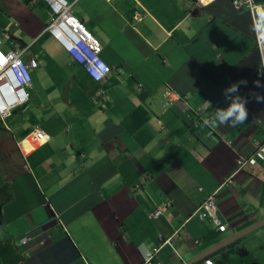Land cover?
Masks as SVG:
<instances>
[{
  "label": "crops",
  "instance_id": "0c3cea01",
  "mask_svg": "<svg viewBox=\"0 0 264 264\" xmlns=\"http://www.w3.org/2000/svg\"><path fill=\"white\" fill-rule=\"evenodd\" d=\"M64 1L101 46L110 74L100 84L46 32L42 0H0V50L37 62L28 102L0 128V264H141L173 230L176 255L165 246L156 258L186 264L261 222L264 160L241 169L236 162L264 142V102L250 95L264 96V44L256 47L253 32L264 8L235 12L231 0L203 7ZM239 79L247 80L239 89L248 96L246 120L215 123L214 110L227 103L221 90ZM167 92L181 102L166 105ZM35 129L48 137L42 146L28 140ZM216 190L222 234L207 219H188ZM251 237L238 245L244 264H264V227Z\"/></svg>",
  "mask_w": 264,
  "mask_h": 264
},
{
  "label": "built area",
  "instance_id": "2783aa9c",
  "mask_svg": "<svg viewBox=\"0 0 264 264\" xmlns=\"http://www.w3.org/2000/svg\"><path fill=\"white\" fill-rule=\"evenodd\" d=\"M49 9L51 20L46 28L52 39L65 51V53L82 68L86 76L94 83H102L108 76L109 67L100 58L101 47L99 43L84 29L82 24L72 17L70 6L63 0H42ZM231 7L234 11L239 12L248 10L251 14L257 9L254 7L252 0H231ZM135 20L140 19L137 13ZM254 36L256 45L259 47L264 42V22L254 24ZM37 63L30 58L23 61L20 54L9 51L3 53L0 50V120L3 121L9 116L14 108L20 107L27 102L26 87L29 86V71L34 70ZM264 71V61L262 62ZM100 93H97L99 95ZM167 103L170 100L179 102L180 97L171 93H165ZM199 109L196 113L199 114ZM206 123L207 120L205 119ZM211 132H208V136ZM36 141L44 142L45 136L37 131L34 135ZM264 159V143L255 144L252 153L247 157L237 160L236 165L241 168L245 165L252 166L256 160ZM225 184H229L227 180ZM223 186V185H222ZM140 185L135 186L138 189ZM167 204L164 205V208ZM163 208L156 209L150 214V218L155 219L161 215ZM198 217L199 219H207L211 222L217 233L225 231V225L221 224L217 217V190L213 191L200 206L189 216V219ZM179 240L177 231H174L170 238L163 240L161 246L167 245L173 250L172 242ZM173 242V243H174ZM21 245L28 243L27 238H23L19 242ZM196 244V242H193ZM153 250L152 253L144 255L141 264H161L157 261L156 256L159 248ZM201 264H212L210 260H205Z\"/></svg>",
  "mask_w": 264,
  "mask_h": 264
},
{
  "label": "clouds",
  "instance_id": "9594fccd",
  "mask_svg": "<svg viewBox=\"0 0 264 264\" xmlns=\"http://www.w3.org/2000/svg\"><path fill=\"white\" fill-rule=\"evenodd\" d=\"M64 1V0H63ZM213 1V0H212ZM196 2H197V4L199 5V6H201V7H203L204 5H206V4H204V3H202V1L201 0H196ZM208 3H209V1H208ZM252 3H253V5H254V7H256V8H259V10L261 9V8H264V4H255L254 2H253V0H252ZM67 4V3H66ZM68 5V4H67ZM70 6V5H69ZM48 8V7H47ZM246 11H248V10H246ZM256 11V10H255ZM255 11L252 13V14H254L255 13ZM236 12V11H235ZM240 12V11H239ZM249 12V11H248ZM72 15V14H71ZM72 17H74L73 15H72ZM134 17H135V15H134ZM75 18V17H74ZM76 19V18H75ZM78 20V19H77ZM79 21V20H78ZM80 22V21H79ZM81 23V22H80ZM260 23H263V22H260ZM82 24V23H81ZM254 24H259V23H254ZM254 24H253V32H254ZM48 26V25H47ZM83 26V25H82ZM47 28V27H46ZM85 29V28H84ZM86 30V29H85ZM87 31V30H86ZM47 32V31H46ZM88 32V31H87ZM89 33V32H88ZM49 34V33H48ZM90 34V33H89ZM50 35V34H49ZM91 35V34H90ZM92 36V35H91ZM93 37V36H92ZM52 38V37H51ZM94 38V37H93ZM95 39V38H94ZM53 40V39H52ZM96 40V39H95ZM54 41V40H53ZM97 41V40H96ZM254 41H255V36H254ZM55 42V41H54ZM98 42V41H97ZM56 43V42H55ZM57 44V43H56ZM264 44V42L258 47L257 45H256V42H255V45H256V47L257 48H261V46ZM58 45V44H57ZM100 45V44H99ZM59 46V45H58ZM101 47V46H100ZM62 49V48H61ZM63 50V49H62ZM64 51V50H63ZM9 52V51H8ZM13 52H15V51H13ZM65 52V51H64ZM3 53H6V52H3ZM17 53V52H16ZM18 54H20V53H18ZM69 57V56H68ZM20 58H21V54H20ZM70 58V57H69ZM22 59V58H21ZM71 59V58H70ZM23 60V59H22ZM29 60V59H28ZM35 60V59H34ZM24 61V60H23ZM36 61V60H35ZM72 61V60H71ZM264 61V59L262 60V62ZM25 62V61H24ZM73 62V61H72ZM262 62H261V68H262ZM37 63V62H36ZM75 63V62H74ZM76 64V63H75ZM37 68V67H36ZM35 70V69H34ZM109 70H110V68H109ZM31 71V70H30ZM30 71H29V78H30ZM262 71H263V68H262ZM109 74H110V72H109ZM108 74V75H109ZM262 73H260V72H258L257 73V75L258 76H260ZM31 81V80H30ZM92 81V80H91ZM93 82V81H92ZM94 83V82H93ZM95 84H100V83H95ZM253 84H254V86L255 87H257V88H260V87H262V85H261V82H260V80L259 79H257V80H254L253 81ZM29 85H30V83H29ZM245 85H247V80H245V79H239V80H237V81H235V82H232V83H229V84H227L222 90H221V95L223 96V98H224V100L225 101H227V103H226V105L223 107V108H216L215 110H214V112H213V116H212V120L215 122V123H219L220 125H224V126H227V127H236L237 125H239V124H241V123H243L245 120H246V118H247V110H246V107H245V105L248 103V96H244V95H241L240 94V92H239V89H240V87L241 86H245ZM29 86H27L26 87V89L28 88ZM25 89V90H26ZM172 93V92H171ZM26 94H27V96H28V93H27V91H26ZM250 95L252 96V98L254 99V101L255 102H257V103H261V102H264V96H262L260 93H257V92H251L250 93ZM180 97V96H179ZM181 97H180V99H179V102H177V103H180L181 102ZM27 102H28V99H27ZM26 102V103H27ZM25 103V104H26ZM24 104V105H25ZM24 105H22V106H24ZM22 106H20V107H22ZM20 107H17V108H20ZM17 108H14L13 110H11L10 111V113H9V116L6 118V119H4L3 121H1L0 120V128L2 127V129H5V130H7L8 128H7V125H6V120L11 116V113L14 111V110H16ZM194 113H195V111H194ZM206 123H204V125H205ZM37 131H39V132H41L40 130H38V129H35V130H33L32 131V133L30 134L31 135V137L28 139L29 140V142L30 143H36V144H38L39 146H42V145H44L47 141H48V137L43 133V132H41L44 136H45V140H44V142H40V141H36L35 139H34V135H35V133L37 132ZM209 132H211V131H209ZM208 133V132H207ZM208 136V135H207ZM23 142H25V141H22V142H20L21 143V145L23 144ZM264 142H261V143H255V144H263ZM254 144V145H255ZM21 147V146H20ZM253 149H254V146H253V148H252V151H253ZM252 151H251V153H252ZM250 153V154H251ZM249 154V155H250ZM247 157V156H246ZM264 160V159H263ZM262 160V161H263ZM256 161H259V160H256ZM255 161V162H256ZM255 164V163H254ZM245 166H248V165H245ZM245 166H243V167H245ZM253 166V165H252ZM242 168V167H241ZM241 168H239V169H241ZM238 169V170H239ZM229 181H230V179H228ZM227 181V180H226ZM225 183V182H224ZM137 185H141V183H139V184H137ZM136 185V186H137ZM135 188V187H134ZM133 188V189H134ZM135 190H137V189H135ZM218 192V191H217ZM156 210V209H155ZM154 212V211H153ZM152 212V213H153ZM161 215H162V212H161ZM160 215V216H161ZM159 216V217H160ZM158 217V218H159ZM152 219V218H151ZM155 219H157V218H155ZM188 219H189V217H188ZM210 222V221H209ZM211 223V222H210ZM224 225V224H223ZM181 228L183 227V224L180 226ZM215 229V228H214ZM225 230H226V228H225ZM174 231H177V230H173L172 232H171V234L168 236V237H166V238H160V240H159V243H158V245H157V247H155L153 250H155V249H157L158 247H160V245H161V242L163 241V240H166L167 238H170L171 236H172V234H173V232ZM178 232V231H177ZM225 232V231H224ZM223 232V233H224ZM217 233V232H216ZM219 234H222V233H219ZM232 237V236H231ZM228 238H230V237H225L223 240H221V241H224L225 239H228ZM244 238V237H243ZM242 238V239H243ZM23 239V238H22ZM239 240L238 241V243L239 244H237L235 247H237V248H241L240 246H238V245H240L241 243H242V241L243 240ZM179 240H180V238H179ZM179 240H177V241H173L172 242V244H173V250L169 247V246H167V245H164V246H161L160 248H159V251L163 248V247H168L169 249H170V251L173 253V254H175L176 255V253H175V245H176V243L179 241ZM220 241V242H221ZM20 242V241H19ZM28 242H29V239H28ZM193 242H196V244H197V241H192V243ZM236 243V242H235ZM20 244V243H19ZM28 244V243H27ZM26 244V245H27ZM194 244V243H193ZM196 244H194V245H196ZM21 245V244H20ZM26 245H22V246H26ZM40 245H42V242L40 243ZM153 250H151L150 252L149 251H147V252H145L143 255H142V260H143V258H144V255L145 254H147V253H152L153 252ZM159 251H158V253H159ZM230 253V250H229V247L228 248H226V249H224L221 253L222 254H224V255H226L227 253ZM158 255V254H157ZM231 255L232 256H237V255H235V254H232L231 253ZM247 256V255H246ZM245 256V257H246ZM219 256L218 255H212V256H209V257H207V258H204V259H201L200 261H198V262H196V263H194V264H201L203 261H205V260H210L211 262H212V264H216V258H218ZM238 257V256H237ZM157 259V258H156ZM158 261V260H157ZM159 262V261H158ZM86 263V262H85ZM142 263V262H141ZM180 264H185L184 262H182L181 260H180Z\"/></svg>",
  "mask_w": 264,
  "mask_h": 264
},
{
  "label": "water",
  "instance_id": "95a60500",
  "mask_svg": "<svg viewBox=\"0 0 264 264\" xmlns=\"http://www.w3.org/2000/svg\"><path fill=\"white\" fill-rule=\"evenodd\" d=\"M62 101H64L66 99V91L64 92V90L62 91ZM264 227V215H263V219L261 222L243 230L242 232L228 238L225 239L224 241L219 242L217 245H215L214 247H212L211 249L203 252L202 254H200L199 256H197L196 258H194L193 260H191L190 262L186 263V264H194L198 261H200L201 259L207 258L209 256L212 255H218L220 257V261L216 262V264H230V256L231 253H227L226 255L222 254L221 252L228 248L230 245L234 244L235 242H238L239 240H241L243 237L256 232L258 230H260L261 228Z\"/></svg>",
  "mask_w": 264,
  "mask_h": 264
},
{
  "label": "rangeland",
  "instance_id": "374dc122",
  "mask_svg": "<svg viewBox=\"0 0 264 264\" xmlns=\"http://www.w3.org/2000/svg\"><path fill=\"white\" fill-rule=\"evenodd\" d=\"M261 14V13H260ZM264 21V18H261V22H263ZM258 23H260V22H258ZM193 214V213H192ZM191 214V215H192ZM189 217V216H188ZM263 229V228H262ZM257 232V231H256ZM255 232H253V233H251V234H249V235H247V236H245L242 240H246V242H248V239L250 240V239H252V235L254 234ZM222 238V237H221ZM242 243H243V241H242ZM248 247H252V245H253V243H252V240H251V244L250 243H247L246 244ZM257 256H259L260 258H261V256L260 255H258V253H257ZM230 261H231V263L230 264H244L245 263V261H246V259H245V257H237V256H230ZM218 261H220V257H218V258H216V262H218ZM220 264V263H219Z\"/></svg>",
  "mask_w": 264,
  "mask_h": 264
},
{
  "label": "trees",
  "instance_id": "16d2710c",
  "mask_svg": "<svg viewBox=\"0 0 264 264\" xmlns=\"http://www.w3.org/2000/svg\"><path fill=\"white\" fill-rule=\"evenodd\" d=\"M253 2L257 4H264V0H253ZM238 242L232 244L229 246L230 253L237 255L238 257H245L247 255V252L243 248H237L235 247Z\"/></svg>",
  "mask_w": 264,
  "mask_h": 264
},
{
  "label": "bare ground",
  "instance_id": "6f19581e",
  "mask_svg": "<svg viewBox=\"0 0 264 264\" xmlns=\"http://www.w3.org/2000/svg\"><path fill=\"white\" fill-rule=\"evenodd\" d=\"M201 1H202V3H205V2L208 3L209 0H201ZM256 10H257V12H258V11H259V8H257ZM26 143H28V142H26ZM30 146H31V145H30ZM22 149H23L24 152H27V151L29 150V145H27V144H22Z\"/></svg>",
  "mask_w": 264,
  "mask_h": 264
}]
</instances>
